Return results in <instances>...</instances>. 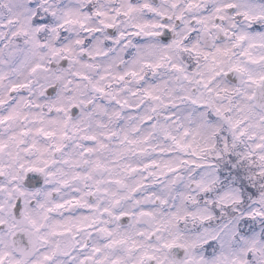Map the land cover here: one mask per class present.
<instances>
[{
	"label": "snow or ice",
	"instance_id": "obj_1",
	"mask_svg": "<svg viewBox=\"0 0 264 264\" xmlns=\"http://www.w3.org/2000/svg\"><path fill=\"white\" fill-rule=\"evenodd\" d=\"M0 264H264V0H0Z\"/></svg>",
	"mask_w": 264,
	"mask_h": 264
}]
</instances>
